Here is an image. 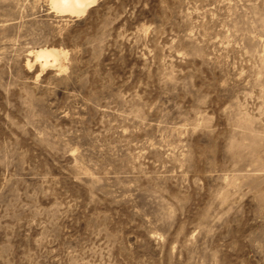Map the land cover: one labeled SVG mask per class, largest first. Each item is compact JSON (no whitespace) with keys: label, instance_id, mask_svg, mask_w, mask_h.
Wrapping results in <instances>:
<instances>
[{"label":"rangeland","instance_id":"374dc122","mask_svg":"<svg viewBox=\"0 0 264 264\" xmlns=\"http://www.w3.org/2000/svg\"><path fill=\"white\" fill-rule=\"evenodd\" d=\"M0 264H264V0H0Z\"/></svg>","mask_w":264,"mask_h":264},{"label":"bare ground","instance_id":"6f19581e","mask_svg":"<svg viewBox=\"0 0 264 264\" xmlns=\"http://www.w3.org/2000/svg\"><path fill=\"white\" fill-rule=\"evenodd\" d=\"M98 0H50V5L54 11L62 15L79 17L85 15L90 8L96 5ZM34 58V63L27 61V66L32 68L35 63L41 65V69L56 68L58 72H66L68 52L63 49L41 48L30 52Z\"/></svg>","mask_w":264,"mask_h":264}]
</instances>
